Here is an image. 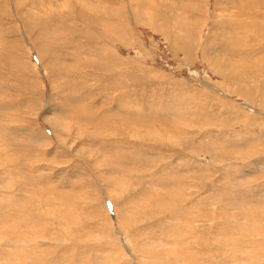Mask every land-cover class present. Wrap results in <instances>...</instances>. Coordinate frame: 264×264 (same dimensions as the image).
Masks as SVG:
<instances>
[{"label": "rangeland", "instance_id": "obj_1", "mask_svg": "<svg viewBox=\"0 0 264 264\" xmlns=\"http://www.w3.org/2000/svg\"><path fill=\"white\" fill-rule=\"evenodd\" d=\"M263 101L264 0H0V264H264Z\"/></svg>", "mask_w": 264, "mask_h": 264}, {"label": "bare ground", "instance_id": "obj_2", "mask_svg": "<svg viewBox=\"0 0 264 264\" xmlns=\"http://www.w3.org/2000/svg\"><path fill=\"white\" fill-rule=\"evenodd\" d=\"M85 7L87 8V6H85ZM89 7H90V6H89ZM87 9H88V8H87ZM84 12H85V11H84ZM26 14H27V13H26ZM37 21H38V20H37ZM27 22H28V21H27ZM32 22H33V26H34V25H35V27H36V26H39L38 22H37L36 24H34V23L36 22L35 20H32ZM105 23H106V22H105ZM90 24H91V22H90ZM27 25H29V24L27 23ZM31 25H32V24H31ZM92 25H93V24H92ZM97 25H99V24H97ZM102 25H103V23H102ZM103 26H105V25H103ZM47 27H48V26H47ZM91 27H92V26H91ZM36 28H37V27H36ZM42 28H43V27H42ZM44 28H45V27H44ZM78 28H79V27H78ZM99 28H100V27H99ZM92 29H93V28H92ZM100 30H101V29H100ZM104 30H106V29H104ZM96 31H97V30H96ZM88 33H89V32H88ZM106 33H107V32H106ZM101 34H102V33H101ZM91 37H92V36H91ZM100 37H102V35H100ZM120 41H121V40H120ZM103 49H104V48H103ZM94 52H95V51H94ZM104 53H106V52H104ZM104 53H103V54H104ZM94 54H95V53H94ZM106 54H107V53H106ZM55 55H56V54H55ZM92 55H93V54H92ZM57 56H58V55H57ZM94 56H96V55H94ZM104 56H105V55H104ZM106 57H107V55H106ZM106 57H105V58H106ZM109 57H110V56H109ZM114 58H115V57H114ZM106 59H108V58H106ZM209 59H210V58H209ZM221 64H222V63H220L219 65H216V66H218V67H219L220 69H222L224 72L229 71L230 66H228V67H227V66H224V65L221 66ZM214 67H215V66H214ZM218 67H217V68H218ZM231 67H232V66H231ZM233 68H234V67H233ZM120 69H121V68H120ZM120 69H119V70H120ZM122 69H123V68H122ZM232 71H233V69L231 70V72H232ZM229 72H230V71H229ZM233 72H234V71H233ZM121 78H123V77H121ZM124 79H125V78H124ZM112 81H113V80H112ZM263 102H264V101H263ZM135 109H136V108H135ZM133 110H134V109H133ZM133 110H130L129 108H128V109L125 108V109H124V112L127 111L129 114H132V111H133ZM248 110H249V109H248ZM64 111H65V110H64ZM117 111H118V110H117ZM141 112H142V111H141ZM133 113H134L135 116H137V115L140 116V115H141L140 111H136V110H135V111H133ZM145 115H146V114H145ZM145 115H144V116H145ZM147 115H148V114H147ZM141 117H142V115H141ZM175 117H176V115H175ZM140 119H141V118H140ZM184 119H185V118H184ZM46 120H47V119H46ZM48 121H49V120H48ZM48 121H47V122H48ZM56 122H58V121H56ZM48 123L51 124V126L53 127V126L61 125L62 122L59 124V123H55V122H51V121H49ZM62 124H63V123H62ZM61 127H62V125H61ZM59 129H60V128H59ZM137 134H138V133H137ZM133 136H134V135H133ZM189 152H190V151H189ZM107 197H108V196H107ZM190 218L194 220V218H192V217H190ZM193 220H192V221H193ZM187 221H189V220H187ZM184 222H185V221H184ZM193 222L198 223L199 221L197 222V221L194 220ZM206 222H207V221H206ZM200 223H201V222H200ZM203 223H205V222H202V225L205 226V224H203ZM27 224H28V223H27ZM184 224H185V223H184ZM187 224H190V223H187ZM191 224H192V223H191ZM192 225H193V224H192ZM192 225H190V226H192ZM208 225H210V224H208ZM213 225H214V224H213ZM219 225H220V224H219ZM199 226H200V228H202L201 225H199ZM199 226H198V227H199ZM256 226H257V225H256ZM188 227H189V226H188ZM198 227H197V228H198ZM246 227H247V226H246ZM258 227H259V226H258ZM171 228H172V227H171ZM174 228H175V226H174ZM183 228H184L185 230L187 229V228H185V227H183ZM191 228H192V227H191ZM203 228H204V227H203ZM259 228H260V227H259ZM177 229H178V228H176V230H177ZM181 229H182V228H181ZM188 229H189V228H188ZM194 229H195V228H194ZM204 229H207V228H204ZM256 229H257V228H256ZM260 229H261V228H260ZM263 229H264V228H263ZM158 230H159V229H158ZM161 230H162V229H161ZM166 230H167V229H165V231H166ZM176 230H175V231H176ZM190 230H191V229H190ZM183 231H184V230H183ZM188 231H189V230H188ZM188 231H187V232H188ZM200 231H201V230H200ZM207 231H208V230H207ZM251 231H252V230H251ZM261 231H262V229H261ZM185 232H186V231H185ZM192 232H193V231H192ZM196 232H197V231H196ZM256 232H258V231H256ZM263 232H264V231H263ZM176 233H177V231H176ZM261 233H262V232H261ZM173 234H174V233H173ZM196 234H197V233H196ZM196 234H195V235H196ZM201 234H202V233H201ZM192 235H193V234H192ZM251 235H252V234H251ZM53 236H54V235H53ZM176 236H180V235L178 234V235H176ZM181 236H182V235H181ZM173 237H174V236H173ZM186 237H187V236H186ZM189 237H190V236H189ZM189 237H187V239H188ZM201 237H202V236H201ZM182 238H183V237H182ZM198 238H199V237H198ZM189 239H190V238H189ZM189 239H188V240H189ZM194 239H197V238H193V240H194ZM197 240H198V239H197ZM197 240H195V241H197ZM200 240L202 241L203 239H200ZM9 241H10V240H9ZM197 242H198V241H197ZM197 242H196L195 244L198 245L199 243H197ZM199 242H200V241H199ZM11 243H12V242H11ZM33 243H34V242H33ZM36 243H37V242H36ZM152 243H153V242H152ZM152 243H151V244H152ZM3 244H4V243H3ZM7 244L10 245V242L7 243ZM151 244H150V245H151ZM190 244H191V243H190ZM193 244H194V242H193ZM195 244H194V245H195ZM126 245H127V244H126ZM129 245H130V244H129ZM198 246H199V245H198ZM198 246H197V247H198ZM201 246H203V245H201ZM206 246H207V245H206ZM27 247H28V246H27ZM124 247H125V246H124ZM128 247H129V246H128ZM149 247H151V246H149ZM184 247H185V246H184ZM1 248L3 249V247H1ZM29 248H31V247H29ZM150 249H151V248H150ZM152 249H153V248H152ZM203 249H204V247H203ZM206 249H207V248H206ZM235 249H236V248H235ZM259 249H260V247H259ZM123 250H124V249H123ZM130 250H131V249H130ZM188 250H189V249H188ZM233 250H234V249H233ZM128 251H129V250H128ZM131 251H132V250H131ZM149 251H151V250H149ZM149 251L147 250V253H148ZM249 251H250V250H249ZM253 252H254V251H253ZM132 253H133V251H132ZM132 253H130V254H132ZM151 253H152V252H151ZM186 253H187V252H186ZM2 254H3V253H2ZM144 254H146V253H144ZM149 254H150V253H149ZM149 254H148V255H149ZM156 254H157V252H156ZM255 254H256V253H255ZM157 255H158V254H157ZM188 255H189V254H188ZM252 255H253V253H252ZM126 256H127V255H126ZM176 256H177V254H176ZM179 256H180V255H179ZM179 256H178V257H179ZM151 257H152V256H151ZM187 257H188V256H187ZM127 258H128V256H127ZM137 258H138V255H137ZM154 258H155V257H154ZM156 258H157V257H156ZM151 259H152V258H151ZM134 260H136V259H134ZM149 260H150V258H149ZM132 261H133V260H132ZM141 261H142V259H141ZM141 261H140V262H141ZM136 262H137V261H135V262L133 261L134 264H136ZM140 262H139V264H141L143 261H142L141 263H140ZM151 262H152V261H151ZM204 262H205V261H204ZM149 263H150V262H149ZM229 263H230V262H229ZM137 264H138V262H137ZM194 264H195V263H194ZM200 264H201V263H200Z\"/></svg>", "mask_w": 264, "mask_h": 264}]
</instances>
